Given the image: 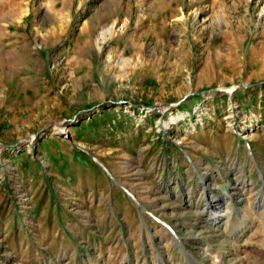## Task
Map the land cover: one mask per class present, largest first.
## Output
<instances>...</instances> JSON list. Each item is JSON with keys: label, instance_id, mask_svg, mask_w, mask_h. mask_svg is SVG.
I'll return each mask as SVG.
<instances>
[{"label": "rangeland", "instance_id": "374dc122", "mask_svg": "<svg viewBox=\"0 0 264 264\" xmlns=\"http://www.w3.org/2000/svg\"><path fill=\"white\" fill-rule=\"evenodd\" d=\"M218 254L264 264V0H0V264Z\"/></svg>", "mask_w": 264, "mask_h": 264}, {"label": "bare ground", "instance_id": "6f19581e", "mask_svg": "<svg viewBox=\"0 0 264 264\" xmlns=\"http://www.w3.org/2000/svg\"><path fill=\"white\" fill-rule=\"evenodd\" d=\"M115 28H116V23L113 24L112 26H110L102 34H100L99 40L105 41L108 38V36H113L114 33H115ZM232 199H233L232 196L229 197V198H227V200H230V201ZM218 204H219V200L209 201L208 204H207L206 210H205V212H206V218H212V217L215 216V220L214 219L212 220L215 223H217L218 220L222 219V216H223L222 213H221V211L218 208L219 207ZM235 224H233V225L235 226ZM245 229L246 228L243 225L239 226V229H238V231L240 230L239 234L232 237L234 243H238L240 240L241 241L244 240V237L247 234L246 231H245ZM233 231H235V229L234 230L231 229V232H233ZM237 255H238V252H237ZM187 259H188V261L186 263H184V264H187V263H189V264H199L195 260H189L190 258H188V257H187ZM213 264H224V258H222V256L220 254H218L216 256V261H213Z\"/></svg>", "mask_w": 264, "mask_h": 264}]
</instances>
